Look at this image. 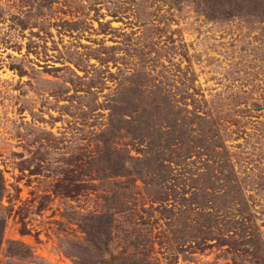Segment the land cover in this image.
Instances as JSON below:
<instances>
[{
    "label": "rangeland",
    "instance_id": "obj_1",
    "mask_svg": "<svg viewBox=\"0 0 264 264\" xmlns=\"http://www.w3.org/2000/svg\"><path fill=\"white\" fill-rule=\"evenodd\" d=\"M204 8V0H0V264L109 259L82 246L93 211L117 212L102 196L125 179L111 174L106 154L139 156L149 139L158 144V129L181 141L191 133L192 157L183 142L167 153L185 169L179 182L194 177V206L206 207L185 213L173 186L164 209L151 211L159 189L138 180L133 198L147 210L138 227L155 243L154 264L264 260V13L213 18ZM139 114L148 122L140 131ZM209 141L213 154L198 149Z\"/></svg>",
    "mask_w": 264,
    "mask_h": 264
},
{
    "label": "trees",
    "instance_id": "obj_2",
    "mask_svg": "<svg viewBox=\"0 0 264 264\" xmlns=\"http://www.w3.org/2000/svg\"><path fill=\"white\" fill-rule=\"evenodd\" d=\"M223 2L222 0H204L205 12L213 18L220 16L231 17L239 14L243 9H247V11L251 13H264V0H229V8H223ZM171 114L175 116L173 112ZM138 116L137 128L140 131L144 129L143 122L147 124L148 122L143 120L141 114ZM187 125L192 126L193 122H187ZM190 130H192V128H190ZM153 133H155L154 137L158 136V144L149 139L147 143L149 146L148 149L143 150L139 156H126L123 155V151L120 150L118 154H116V159L106 154L105 160L108 166L111 165L112 169H115L111 174L125 179L123 185H120L118 193L114 191L111 195L106 193L102 196L105 202L110 201L109 205H111V207L115 205L117 212L110 211L109 209L102 210V212L98 210L93 211L89 219L90 221L83 226L84 232L87 233V238L85 239L86 243L82 246L85 251L95 252L96 255L103 258L109 256V259H98L97 262H92L87 261V259L84 260L81 257V260L76 261L77 264H154L151 253L154 250L155 243L147 238V235L143 236V234L140 233L141 229L138 227L139 223L145 218L141 212H147L145 205H140L136 198H133V189L137 187L138 180L144 185L150 187L155 186L159 189L155 192V195L152 196L151 193V211L158 212L164 209L162 204H165L170 198L167 190L174 186L178 189L180 197L187 203H181L186 207L185 213H189V210H195L193 207L197 206V211H199V213L205 212L204 208L206 206L204 204L199 203L196 206L193 204L197 203L195 202L194 195H196L198 191V187L195 185L196 181L192 182L195 180L194 177L188 175L187 181L186 178H183L185 181L184 184L179 182V177L183 175L181 171L185 169L180 167L181 164H178L179 167H176L177 165L174 166V161L171 160L170 154L167 153V151H171L172 148L177 146L178 149H181L179 144L183 142V144H185L184 148L186 147L185 149H187L186 157H192L194 152H196V148L191 145L192 141L189 139L191 133L185 131V135L187 133V138L183 141L172 135L164 136L160 129L154 130ZM139 140L141 144H143V138H139ZM211 144L212 141H209L207 145L203 144V147L199 146L198 149H203L206 153L213 154ZM132 161L138 163H133L132 165ZM111 162L115 163V166H113ZM130 166H133V168L135 167V169H130ZM178 168L180 170H178ZM176 169L177 173L175 172ZM181 185L191 187L195 192L188 197L189 189L185 187L181 188ZM6 192L7 187L4 173L0 168V248L3 242L7 220L5 206L2 203ZM156 203H160V205L155 206ZM116 216L125 218L126 222L130 225H117ZM155 223L156 221L152 222L153 225ZM17 243L18 242L14 240L11 244L14 245ZM112 243L117 244L114 251L111 249ZM255 247L258 249V246ZM28 253L27 251H21L19 255L26 257ZM253 264H264V260L256 261Z\"/></svg>",
    "mask_w": 264,
    "mask_h": 264
}]
</instances>
